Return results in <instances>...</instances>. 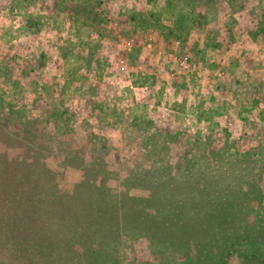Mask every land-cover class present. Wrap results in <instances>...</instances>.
<instances>
[{"label": "rangeland", "instance_id": "1", "mask_svg": "<svg viewBox=\"0 0 264 264\" xmlns=\"http://www.w3.org/2000/svg\"><path fill=\"white\" fill-rule=\"evenodd\" d=\"M0 154L47 156L66 193L98 184L83 208L92 222L104 203L137 222L164 214L156 196L192 182L209 228L241 210L228 230L243 239L213 251L212 264L264 261L254 253V228L264 230V0H0ZM5 209L0 264H188L154 232L148 244L98 227L89 245L62 237L70 223L43 233L65 254L79 244L74 259H35L23 248L41 228L31 223L25 245L11 243L16 222L2 219ZM169 212L188 222L179 206Z\"/></svg>", "mask_w": 264, "mask_h": 264}, {"label": "trees", "instance_id": "2", "mask_svg": "<svg viewBox=\"0 0 264 264\" xmlns=\"http://www.w3.org/2000/svg\"><path fill=\"white\" fill-rule=\"evenodd\" d=\"M36 148L37 146L33 143L28 149L29 153L34 154ZM45 157L42 159V156L38 155L35 160L30 161L29 159L20 161L19 157H5L4 155L1 157L0 154V171L2 164H4L3 166L9 167L11 170L10 175H12L3 178V174L0 173V203H4L6 206V209L2 210L4 214L1 213L4 216L2 219L4 218L5 222L8 219L16 222V226L12 228L16 229L14 233H16L17 236L13 237V234H10V237L14 238V242H11L13 244L17 240L24 246V241L27 237H22V235L25 236L26 232L32 233L34 231L33 224L41 228L39 233H35V236L40 237L41 241L36 240L31 247L23 248L26 252H34L35 259L46 256L51 257L53 263L58 261L59 258L60 260L64 259L70 262L74 259L73 254H77L78 251L81 250L78 248L79 244L69 243L67 254H65L64 250L66 245L64 242H58L57 240L47 238L43 230L53 231V228L56 229L58 227L57 225H65L64 230L72 229L75 225V230L73 232H71L72 230L70 232L64 231V233L61 234L62 237L68 238L70 236H76L80 238L78 241H84L89 245L96 239V234L98 235V232L101 233L99 228L102 230L112 228L119 231L123 230V235H128L131 240L135 238H144L148 241V244L149 241L151 242L150 239L153 238L151 234L154 232V234H156L154 236L155 240L162 245H167L172 249H176L174 250L176 252L181 251L188 264H212L214 260H217V256H220L214 254V256H212L213 251H215V253L221 251L224 253L233 247L234 240L243 239L241 237L242 235L239 234L237 230L234 232L233 230H228V228H232L233 226L232 224L229 225L228 222L232 219L238 220L237 218L241 213L239 209L237 213L233 211L228 216H225L224 211H222V216L220 215L211 220L213 223L212 228L207 226L205 220L207 219L209 221L210 219L203 215V211L205 210H203V208L202 210H198L194 198H190L188 195L190 189L194 187L192 182L190 184L187 182L177 187L175 194L168 188L163 194L156 196V199H154L152 203L153 207L157 210L166 209L168 212L164 214L156 211V214L146 215L141 218L142 221L137 222L140 217L130 216V213H127V215L122 214V216L117 217L112 216L107 210L111 205H104V203L101 209H106L102 211L105 216L100 215L99 217L100 213L96 214L94 212L93 214L98 216L99 219L92 222V220L85 215V212H88L87 209L83 208H85L84 203H87L89 198H91L87 196H90L88 192L94 194L95 199H97V197L99 198L96 193V186H98V184H91L83 180L80 182V185L76 186L72 193L64 192L59 186L56 174L54 177V172L48 167L47 156ZM205 182L203 188H207L209 185L207 181ZM49 186L53 189L51 193H49ZM188 187L189 190H186ZM86 188H88L87 192L85 190ZM167 191H169V195H166ZM201 202L203 203L202 207H204L205 201L203 198H201ZM220 203L222 204L223 202L221 201ZM70 205L74 208L79 207L81 214H79L78 217H76L74 211L68 210V206ZM99 205V202H97V208ZM178 206L179 210L182 212V217L184 218L186 216L188 222L179 217V212L177 215L169 212L170 210L172 212L173 210H177ZM154 208L151 209L154 211ZM43 213L47 214L43 215ZM168 215L169 218H174L168 219ZM103 218H105V221ZM2 223L0 226H3ZM67 223H70L72 227L68 228L66 226ZM175 223H177V225H175ZM103 225L106 227H103ZM77 226L80 228L77 229ZM92 226H94V230L97 231L92 230V228L88 230V228ZM257 228L258 226L254 228V231L259 233L254 235V253L256 255L260 254V258L264 260V233H260L264 230H258ZM173 237L176 238V240H173ZM101 238L102 237L98 236V240ZM207 238L208 241H206ZM171 240L173 242L172 244ZM83 253L80 255L82 256ZM206 254H210L211 256H206ZM220 258L224 259V257H219L218 259ZM254 262L255 263H251L264 264V261L260 262L257 259H254Z\"/></svg>", "mask_w": 264, "mask_h": 264}]
</instances>
